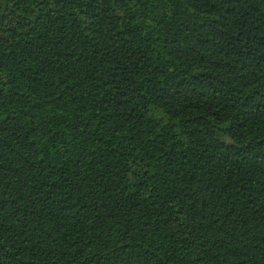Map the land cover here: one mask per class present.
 I'll use <instances>...</instances> for the list:
<instances>
[{"label":"trees","instance_id":"1","mask_svg":"<svg viewBox=\"0 0 264 264\" xmlns=\"http://www.w3.org/2000/svg\"><path fill=\"white\" fill-rule=\"evenodd\" d=\"M0 264H264V0H0Z\"/></svg>","mask_w":264,"mask_h":264}]
</instances>
